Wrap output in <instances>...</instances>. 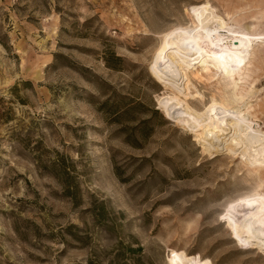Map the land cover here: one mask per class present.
Returning a JSON list of instances; mask_svg holds the SVG:
<instances>
[{
  "label": "rangeland",
  "instance_id": "1",
  "mask_svg": "<svg viewBox=\"0 0 264 264\" xmlns=\"http://www.w3.org/2000/svg\"><path fill=\"white\" fill-rule=\"evenodd\" d=\"M209 28L250 38L243 65L216 69L205 45L180 84L151 74L174 34ZM115 94L163 116L138 146L98 108ZM213 98L264 133V0H0V264H170L182 250L200 264H264V244L241 232L264 163L228 149L233 132L217 151L198 140ZM56 151L75 161L79 207L41 167ZM102 201L109 228L88 211Z\"/></svg>",
  "mask_w": 264,
  "mask_h": 264
},
{
  "label": "bare ground",
  "instance_id": "2",
  "mask_svg": "<svg viewBox=\"0 0 264 264\" xmlns=\"http://www.w3.org/2000/svg\"><path fill=\"white\" fill-rule=\"evenodd\" d=\"M191 33L185 36L174 34L173 38L169 39L162 50L157 53L151 64V74L166 85L169 83L167 79L172 73L175 74L179 84L180 81L186 79L184 65L196 60L197 56L202 59L205 53L203 51L205 45L212 49L208 53L209 56L217 57L214 67L228 73L233 70L234 66L243 65V60L246 58L252 42L250 38L246 37V34L230 33L221 35L213 31L212 28ZM205 55L207 54H204L203 57ZM187 80L190 84L188 78ZM188 95L185 94V97ZM208 111V114L211 111H215V113L210 114L209 118L206 116L208 122L202 124L200 130L197 131L196 135L199 137L200 142L209 145L211 151H217L221 140L226 139L233 132L231 138L227 140L229 141L228 149L232 147L243 149V147H246L244 150H247L249 147L253 149L254 154L252 156L257 163H264V133L252 126V121L247 117L248 115L246 116V113H243L240 109H233L226 100L218 101L214 98L210 107H208ZM193 127L196 128L198 125ZM254 204L255 206L247 213L245 220L241 223L244 227L241 232H244L250 243L259 245L264 244V196H255ZM170 264L200 263L194 255L182 250L176 251L172 255Z\"/></svg>",
  "mask_w": 264,
  "mask_h": 264
},
{
  "label": "trees",
  "instance_id": "3",
  "mask_svg": "<svg viewBox=\"0 0 264 264\" xmlns=\"http://www.w3.org/2000/svg\"><path fill=\"white\" fill-rule=\"evenodd\" d=\"M103 59L107 67L114 70H121L124 67V58L117 55L115 51L106 49L103 53ZM14 89H17L15 87ZM99 110L104 111L112 123L121 125V131L127 134V140L134 146H138L139 139L136 137V132H139L142 138H149L153 131V120L158 121L163 118L161 112L156 106L146 107L139 100L131 99L125 95H117L109 97L99 105ZM145 113L150 117L144 120H138L137 114ZM127 122H137L136 125H128ZM41 167L46 172L54 176L62 186V196L70 199L75 207H79L83 203L82 188L79 181V175L75 161L64 153L55 152V158L45 162L41 160ZM94 216L96 222L109 228L107 209L104 202L95 203L88 209ZM69 233L73 238L81 241L83 237L78 233L79 228L75 225H69ZM74 229L76 231H74ZM131 253L141 252L142 247H128ZM125 264V262H123Z\"/></svg>",
  "mask_w": 264,
  "mask_h": 264
}]
</instances>
